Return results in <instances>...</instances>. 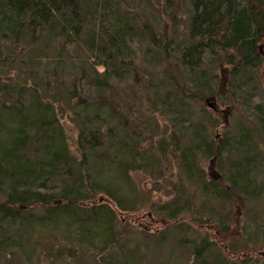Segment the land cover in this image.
<instances>
[{
  "label": "trees",
  "instance_id": "16d2710c",
  "mask_svg": "<svg viewBox=\"0 0 264 264\" xmlns=\"http://www.w3.org/2000/svg\"><path fill=\"white\" fill-rule=\"evenodd\" d=\"M176 1L158 3L173 22ZM140 2L0 0L1 257L42 248L58 259L67 240L105 250L116 211L137 202L131 174L154 178L173 157L167 222H219L222 204L264 195V0H188L184 33ZM212 98L243 114L221 142ZM214 158L217 178L204 166ZM213 244L201 240L196 258Z\"/></svg>",
  "mask_w": 264,
  "mask_h": 264
},
{
  "label": "rangeland",
  "instance_id": "374dc122",
  "mask_svg": "<svg viewBox=\"0 0 264 264\" xmlns=\"http://www.w3.org/2000/svg\"><path fill=\"white\" fill-rule=\"evenodd\" d=\"M140 1V5L145 7L148 13L154 14L157 11L153 17L155 20L162 21L155 23L175 27L179 33H184L188 22V0L176 1L180 6L176 14L177 21L174 22L165 14L164 6L158 5L161 0ZM151 7L156 11H153ZM173 12L175 13V5ZM217 104L219 105L216 116L218 124L211 133L214 140L221 142L228 132L226 126H235L243 114L235 112L227 116L225 111L230 104L220 100ZM206 107L213 112L209 105ZM261 149L264 150L262 147ZM212 161L213 159L204 163L211 177L218 175L217 161L215 160V163L211 165ZM170 164V170L160 168L158 170L160 175L154 178H150L144 172L131 174L137 202L132 204L127 212L115 208L118 219L115 230L116 241L106 246L105 250L92 247L81 248L76 240H67L64 255L59 256L58 259L47 256L51 252H56V249L48 252L38 248L34 250L30 259L27 256L24 257L17 249L10 252L15 254L11 256L12 258L6 259L0 256V264L5 260L9 261V264H202L203 259L209 264H215L218 259L226 261V264L241 263L244 260H247L248 264H264V259L259 256V253L264 251V237L260 241L253 238L254 232L264 230V195L253 202L236 201L233 207L222 204L217 210L221 215L219 222L208 223V218L203 215L205 217L199 221L202 222L199 225L194 220V214L182 216L176 222H167L165 216L159 212L160 207L172 201L174 196L175 200L177 199L176 194L171 193L169 183L178 185L181 181L177 174L178 164L175 157L170 160ZM103 196L99 195L96 199L99 201V197ZM92 202L99 203L96 200ZM92 202L87 205H93ZM109 204L114 207L112 203ZM216 205L219 206L220 203L217 202ZM64 232L62 226L53 234L62 237L60 241L64 242L66 238ZM206 237L214 243V246L205 252L200 260L194 253L200 241ZM60 243L55 241V247ZM78 247H80V253L77 252Z\"/></svg>",
  "mask_w": 264,
  "mask_h": 264
},
{
  "label": "water",
  "instance_id": "95a60500",
  "mask_svg": "<svg viewBox=\"0 0 264 264\" xmlns=\"http://www.w3.org/2000/svg\"><path fill=\"white\" fill-rule=\"evenodd\" d=\"M227 82H228V79L226 77L225 74L222 75V81H221V84L219 86V94L221 96H226L227 95ZM209 107L213 108L214 110H216V100L215 98L211 100V104H209ZM233 111V108H228L225 113L227 114V116L229 114H231ZM215 160L216 159H213V161L211 162V165H213L215 163ZM259 256L262 257L264 259V251L259 253Z\"/></svg>",
  "mask_w": 264,
  "mask_h": 264
}]
</instances>
